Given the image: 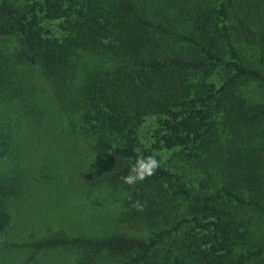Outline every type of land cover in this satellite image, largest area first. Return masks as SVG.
<instances>
[{"label": "trees", "instance_id": "16d2710c", "mask_svg": "<svg viewBox=\"0 0 264 264\" xmlns=\"http://www.w3.org/2000/svg\"><path fill=\"white\" fill-rule=\"evenodd\" d=\"M176 1L0 0V38L16 37L15 62L38 68L57 115L53 124L64 133L59 145L108 157L92 183L108 197L112 188L123 193L126 221L160 227L146 238L89 234L81 224L40 235L34 228L27 241L5 247H25L31 258L46 250L77 252L67 264H264V240L242 250L249 232L244 216L264 212V0ZM174 15L189 27L173 28ZM43 19H61L63 36H47ZM175 42L194 55L172 51ZM82 52L107 57L111 67L78 77ZM217 68L226 74L214 88L206 78ZM197 72L204 77L191 84ZM12 82L0 75V235L26 196L23 166L13 162L20 131L47 115L39 100L22 104L33 98ZM253 82L259 95L250 100L239 87ZM151 115L163 116L151 147L178 148L190 163V183L160 162L137 184L124 182L138 159L153 156L137 135Z\"/></svg>", "mask_w": 264, "mask_h": 264}, {"label": "rangeland", "instance_id": "374dc122", "mask_svg": "<svg viewBox=\"0 0 264 264\" xmlns=\"http://www.w3.org/2000/svg\"><path fill=\"white\" fill-rule=\"evenodd\" d=\"M11 2L19 6L24 0H11ZM170 23L177 29L189 27L185 21L177 19L175 15ZM41 24L47 36L61 38L64 34L60 27L61 19H43ZM17 45L18 41L14 36L0 38V75L12 80L14 85L26 87L27 96L33 99H26L22 104L39 100L43 106L45 104L47 115L45 114L40 124L33 120L29 126L20 131V146L16 148L17 156L13 162H19L23 166L26 175V196L19 202L18 213L7 234L0 235V264H67L77 257V252L73 250L56 249L41 251L31 258L30 251L25 247H5L6 241H27L29 231L34 228L37 230V235H40L52 232V226L78 230L77 227L81 224L85 227L84 232L89 234H106L112 230V233L144 238L153 230L160 229L143 221H126L124 216L127 209L123 201V193L112 188V197H108L95 183H92L91 177L101 174L103 167L108 164V157H95L90 153H83L81 148L76 147L78 144L59 145L64 133L58 130L55 123L53 124L57 115L53 113L48 101V87L39 75L37 67L15 62L13 56ZM172 47V51L194 55V51L187 45L175 42L172 43ZM76 61L77 75L80 78L86 69L111 67L107 57L96 53H79ZM5 63L7 66L2 70ZM225 74L224 69L217 68L207 75L206 80L216 88ZM200 77H204L200 72L193 74L190 77L191 84ZM239 90L247 99L258 98L259 86L254 82L241 85ZM4 107L0 101V119L3 114L1 109L4 110ZM162 119L163 116L154 115L143 118L137 128L139 144L149 149L153 157L162 165L173 171L179 169L184 174L185 180L190 183L191 181L187 180L192 177L189 171L190 163L181 161L178 148L151 147L160 132ZM218 132L220 136L225 135L221 127ZM214 172L211 170L212 174ZM244 217L249 218V222L246 223L249 232L242 250L260 244L264 240V212L248 211L247 216Z\"/></svg>", "mask_w": 264, "mask_h": 264}, {"label": "clouds", "instance_id": "9594fccd", "mask_svg": "<svg viewBox=\"0 0 264 264\" xmlns=\"http://www.w3.org/2000/svg\"><path fill=\"white\" fill-rule=\"evenodd\" d=\"M159 167V161L153 157H141L131 167L129 173L123 178L128 185H135L151 175ZM137 208L141 207L137 202Z\"/></svg>", "mask_w": 264, "mask_h": 264}]
</instances>
